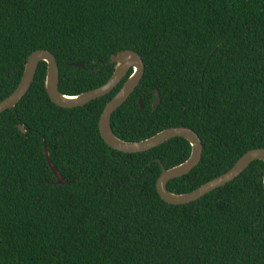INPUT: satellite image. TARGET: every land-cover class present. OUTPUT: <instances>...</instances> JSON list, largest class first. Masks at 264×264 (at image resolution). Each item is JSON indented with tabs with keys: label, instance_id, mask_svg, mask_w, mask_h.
I'll return each mask as SVG.
<instances>
[{
	"label": "trees",
	"instance_id": "trees-1",
	"mask_svg": "<svg viewBox=\"0 0 264 264\" xmlns=\"http://www.w3.org/2000/svg\"><path fill=\"white\" fill-rule=\"evenodd\" d=\"M38 50L54 56L65 96L104 85L111 56L141 57L143 77L110 127L127 143L177 127L198 136L200 163L169 193H190L264 149V0H0V102ZM130 74L110 94L61 109L39 63L26 95L0 115V264H264L262 162L174 206L155 184L160 166L188 159L185 140L139 154L102 141L100 115ZM44 149L68 185L56 184Z\"/></svg>",
	"mask_w": 264,
	"mask_h": 264
},
{
	"label": "water",
	"instance_id": "water-1",
	"mask_svg": "<svg viewBox=\"0 0 264 264\" xmlns=\"http://www.w3.org/2000/svg\"><path fill=\"white\" fill-rule=\"evenodd\" d=\"M39 63H45L46 65L44 88L48 99L52 104L61 109L83 107L94 100L110 94L118 87L128 73L131 72L121 88L105 105L98 121L99 135L107 147L123 154L145 153L174 138L183 139L189 144L190 155L184 163L168 170H165L163 166H160V175L156 181L155 188L160 199L168 205L179 206L195 202L216 189L234 181L253 162L260 161L264 164V149H253L246 152L226 173L212 179L196 190L182 195L169 193L166 187L170 181L187 175L200 163L202 156V144L198 136L190 129L177 127L163 130L144 141L127 143L116 138L110 127L112 114L129 99L143 77L144 66L141 57L133 51H122L111 56L110 63L114 65V71L104 85L76 96H65L58 91L59 71L54 56L48 51H35L27 58L22 77L16 89L7 98L0 102V115L10 109H13L26 95L34 80ZM70 66L80 69L84 67V63L77 62L71 64ZM154 94L156 98L152 104V112L156 111L160 103L157 91H154ZM141 102L142 101L140 99V106L142 104ZM17 128L21 133H25L22 126H17ZM43 152L46 163L53 177L56 179V184L68 185L51 163L46 149H44ZM156 162L158 163V161ZM262 186L264 190V175L262 179Z\"/></svg>",
	"mask_w": 264,
	"mask_h": 264
}]
</instances>
